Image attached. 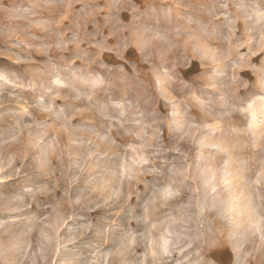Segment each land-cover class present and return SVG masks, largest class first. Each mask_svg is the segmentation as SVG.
<instances>
[{"label":"clouds","instance_id":"clouds-1","mask_svg":"<svg viewBox=\"0 0 264 264\" xmlns=\"http://www.w3.org/2000/svg\"><path fill=\"white\" fill-rule=\"evenodd\" d=\"M0 264H264V0H0Z\"/></svg>","mask_w":264,"mask_h":264}]
</instances>
